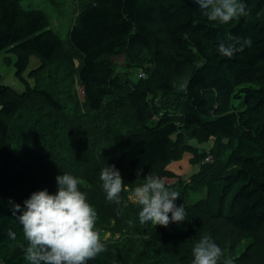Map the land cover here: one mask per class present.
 Here are the masks:
<instances>
[{"label":"trees","instance_id":"trees-1","mask_svg":"<svg viewBox=\"0 0 264 264\" xmlns=\"http://www.w3.org/2000/svg\"><path fill=\"white\" fill-rule=\"evenodd\" d=\"M203 11L192 0H92L70 30L69 41L80 55L78 79L89 106L102 109L107 97L125 91L126 95L115 98L114 103L124 106L127 100L143 119L149 111L147 91L139 90L133 82L123 83L106 59L123 49L133 50L144 45L150 27L163 26L173 52L166 54L158 45L159 60L176 71L194 67L184 88L173 92L184 99L181 122L178 124L172 116L164 115L151 125L129 132L111 145L110 165L121 175L139 176L136 173L142 170L140 176L152 173L165 179L167 174L159 166L170 160L172 143L182 132L195 127L211 137L224 135L233 139L236 145L226 169L206 183L203 212L237 231L250 232L264 225V87L236 88V85L264 63V0H246V15L227 24L209 20ZM246 39H251V47L245 46L231 58L217 51L220 42L227 46L238 41L239 49ZM2 52L7 54L4 63L14 65L17 77L28 92L30 87L23 72L33 56L56 63L68 73L71 82L75 80L72 58L65 54L63 41L50 28L46 13L24 9L21 0H0ZM46 98L50 105H57L48 94ZM24 99V94L4 83L0 75L2 264H27L24 259L27 241L9 200L20 204L23 210L24 201L33 192L44 189L50 194L56 192L51 175L43 169L45 159H22L29 143L26 133L16 129L13 120L24 107ZM14 132L22 135L21 141H16L19 136L14 138ZM12 142L16 144L15 154ZM88 202L97 211L96 227L99 228L103 221L100 206L94 196ZM194 222L201 227L198 221ZM9 230L16 234L15 240L9 238ZM144 232L153 243L164 248L173 242L184 247L191 235L190 227L184 222L170 223L166 228L149 224ZM88 264L122 263L100 253Z\"/></svg>","mask_w":264,"mask_h":264},{"label":"rangeland","instance_id":"rangeland-1","mask_svg":"<svg viewBox=\"0 0 264 264\" xmlns=\"http://www.w3.org/2000/svg\"><path fill=\"white\" fill-rule=\"evenodd\" d=\"M91 1L21 0L24 9L46 13L50 28L63 41L65 54L72 58V73L75 74V80L71 82L67 78L68 73L60 70L56 63L43 62L33 56L23 72L30 87L28 92L17 77L14 65L4 63L3 58L7 54L0 53L3 82L25 97L24 107L13 120L14 127L26 133L29 143L22 159H45L43 169L51 175L55 191L57 175L70 173L79 178L80 190L87 193L88 199L94 196L101 209L103 221L98 229L106 248L102 253L122 264H192V248L205 234L211 236L225 254L219 264H223L224 259H230L234 264H264V225L254 231L240 232L203 212L206 183L213 175L226 169L236 145L235 140L224 135L211 137L195 127L184 131L172 143L170 160L159 166L167 174L166 186L180 193L175 203L185 206L184 223L190 227L191 235L184 247L173 242L164 248L145 235L144 230L149 224L139 222L140 207L128 200V196L131 189L143 183L146 175H122L128 191L121 193V205L107 201L99 176L101 170L110 165L111 145L145 124L159 121L164 115L172 116L180 124L184 99L173 92L184 88L194 67L176 71L159 60L156 53L158 45L166 54L173 52V46L163 26L154 24L144 45L133 50L123 49L106 59L114 75L123 83L133 82L139 90L147 91L149 111L140 119L127 100L124 99V106L114 103L115 98L126 95L125 91L107 97L104 108L92 109L78 79L80 55L69 41L70 30ZM245 1L239 0L244 4ZM247 86L264 87V63L246 75L236 88ZM46 94L56 106L49 104ZM14 138L21 141L22 135L14 132ZM11 144L15 154L16 144ZM262 149L264 152V141ZM194 221H198L201 227Z\"/></svg>","mask_w":264,"mask_h":264},{"label":"clouds","instance_id":"clouds-1","mask_svg":"<svg viewBox=\"0 0 264 264\" xmlns=\"http://www.w3.org/2000/svg\"><path fill=\"white\" fill-rule=\"evenodd\" d=\"M211 21L227 24L240 16L246 15L245 4L239 0H192ZM233 39V38H229ZM236 43L227 46L220 42L219 54L231 58L236 51L245 46L251 47V39L237 49ZM137 171L136 175L140 176ZM57 191L50 194L47 189L33 192L20 204L12 205L13 216L22 226L23 237L27 241L24 259L27 264H88L106 250L99 229L96 227L98 214L95 207L88 202L87 193L80 190L81 181L70 173L56 176ZM102 181L106 199L121 205V193L128 187L114 165L103 168L99 176ZM180 193L170 190L166 181L159 175L148 173L143 183L131 189L128 200L139 205L138 213L141 224L168 227L170 223L181 224L186 220L184 204L175 203ZM125 207L127 205H124ZM20 215H16L17 213ZM10 239L16 234L8 231ZM224 252L211 236L202 235L192 248V264H219ZM223 264H234L224 259Z\"/></svg>","mask_w":264,"mask_h":264}]
</instances>
